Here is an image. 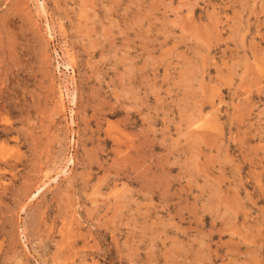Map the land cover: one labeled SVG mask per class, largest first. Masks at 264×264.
Segmentation results:
<instances>
[{"label":"rangeland","instance_id":"1","mask_svg":"<svg viewBox=\"0 0 264 264\" xmlns=\"http://www.w3.org/2000/svg\"><path fill=\"white\" fill-rule=\"evenodd\" d=\"M0 264H264V0H0Z\"/></svg>","mask_w":264,"mask_h":264},{"label":"bare ground","instance_id":"2","mask_svg":"<svg viewBox=\"0 0 264 264\" xmlns=\"http://www.w3.org/2000/svg\"><path fill=\"white\" fill-rule=\"evenodd\" d=\"M40 7L43 8V4H42V2H40ZM72 94H73V93H72ZM72 94H71V95H72ZM74 95H75V94H74ZM74 95L72 96V98H74ZM72 100H73V99H72ZM68 158H69V157H68ZM69 160H70V159H69ZM66 161H68V160H66ZM72 161H73V160H72ZM38 191H39V190H37V192H38Z\"/></svg>","mask_w":264,"mask_h":264}]
</instances>
